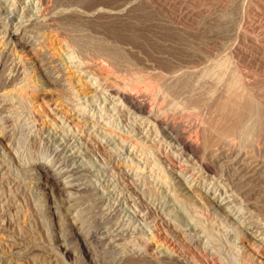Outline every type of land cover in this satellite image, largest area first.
Segmentation results:
<instances>
[{
  "label": "rangeland",
  "instance_id": "374dc122",
  "mask_svg": "<svg viewBox=\"0 0 264 264\" xmlns=\"http://www.w3.org/2000/svg\"><path fill=\"white\" fill-rule=\"evenodd\" d=\"M40 1L0 0V264H264V130L224 108L264 115V0Z\"/></svg>",
  "mask_w": 264,
  "mask_h": 264
},
{
  "label": "bare ground",
  "instance_id": "6f19581e",
  "mask_svg": "<svg viewBox=\"0 0 264 264\" xmlns=\"http://www.w3.org/2000/svg\"><path fill=\"white\" fill-rule=\"evenodd\" d=\"M42 1V2H41ZM40 2L41 3H43V4H45L46 3V0H41ZM48 2V1H47ZM48 4V3H47ZM42 5V4H41ZM49 5V4H48ZM76 5V4H75ZM48 7V6H47ZM49 8V7H48ZM52 10V9H51ZM48 11V10H47ZM50 11V10H49ZM109 15V14H108ZM130 16V15H129ZM81 17V16H80ZM98 17V16H97ZM57 20V19H56ZM137 22V21H136ZM21 23V22H20ZM164 23V22H163ZM101 24V23H100ZM133 25V24H132ZM97 26V25H96ZM69 27V26H68ZM73 27V26H72ZM112 27V26H111ZM150 27V26H149ZM102 29V28H101ZM61 30V29H60ZM109 30V29H108ZM113 29L111 28V31H112ZM120 30H122V29H120ZM170 30V29H169ZM63 31V30H62ZM65 31V30H64ZM110 31V30H109ZM110 31V32H111ZM128 31V30H127ZM110 32H108V33H110ZM114 32H117V31H114ZM126 32V31H125ZM31 34V33H30ZM119 34V33H118ZM129 34V33H128ZM119 36V35H118ZM132 36H134V38H139L140 36L138 35V34H133ZM148 36V35H147ZM34 37V36H33ZM120 37H122V36H119V38ZM145 37V36H144ZM84 38V37H83ZM133 38V39H134ZM148 38V37H147ZM186 38V37H185ZM132 39V38H131ZM80 40V39H79ZM136 41H137V39H135ZM182 40V39H181ZM87 41H89V40H87ZM139 41V40H138ZM79 42V41H78ZM80 43V42H79ZM81 43H83V42H81ZM88 43V42H87ZM76 44V43H75ZM84 44H85V42H84ZM84 44H82V45H84ZM90 45V44H89ZM95 45V44H94ZM77 46H81V45H77ZM152 46V45H151ZM172 46V45H171ZM82 47H85V45L84 46H82ZM104 48V47H103ZM156 48V47H155ZM80 49H81V47H80ZM100 49H101V47H100ZM112 49V48H111ZM101 50H103V49H101ZM106 50V47H105V49L102 51V52H104ZM107 51V50H106ZM121 52V51H120ZM154 52V51H153ZM188 52V51H187ZM116 53V52H115ZM175 54V53H174ZM115 57V56H114ZM121 58V57H120ZM220 65V64H219ZM3 66V65H2ZM166 66V65H165ZM211 67V66H210ZM173 69V68H172ZM62 71V70H61ZM101 71V70H100ZM128 71V70H127ZM177 71V70H176ZM186 71V70H185ZM211 71V70H210ZM212 72V71H211ZM210 72V73H211ZM234 72V71H233ZM174 73V72H173ZM214 73V72H213ZM21 74V73H20ZM220 74V73H219ZM235 75V74H234ZM236 75H237V73H236ZM214 76V75H213ZM181 77V76H180ZM240 77V76H239ZM159 78H161V77H159ZM216 78V77H215ZM105 79V78H104ZM95 80V79H94ZM156 80H158V79H156ZM161 80V79H160ZM187 80H189V79H187ZM52 81V80H51ZM106 81V80H105ZM196 81V80H195ZM201 81V80H200ZM226 81V80H225ZM117 82V81H116ZM157 82V81H156ZM181 82V81H180ZM232 82V81H231ZM240 82V81H239ZM112 83V82H111ZM182 83V82H181ZM227 83V82H226ZM233 83V82H232ZM118 84H119V82H118ZM206 84V83H205ZM229 84V83H228ZM228 84H226V85H228ZM230 85V84H229ZM220 87V86H219ZM236 87V86H235ZM237 87H239V86H237ZM53 88V87H52ZM168 88V87H167ZM178 88H180V87H178ZM181 89V88H180ZM183 89V88H182ZM233 89V88H232ZM234 90V92H238L239 90H236L235 91V89H233ZM227 91H230L229 89L227 90ZM248 91V90H247ZM111 92L115 95V96H117V97H119L120 99H122V100H124L129 106H131L133 109H135V110H137V111H140V112H145V110L147 109V107H148V99H149V95L147 94V93H149V92H147V93H141L139 96H134L133 94H131V93H129L128 91H123V89L122 90H120L118 87H117V85H112V88H111ZM177 92V91H176ZM181 93V92H180ZM233 93V92H232ZM228 95V94H227ZM238 95H240V94H238ZM242 95V94H241ZM251 95V94H250ZM174 96V95H173ZM172 97V96H171ZM253 97H252V95L249 97V96H247V95H245V94H243L242 95V97L241 98H239V97H237V96H233V98H232V96H231V99H230V101L229 102H227V105L225 104L224 105V108L226 109V108H228V107H230V110L228 111V112H232V116L234 115V117L236 118L235 119V121H234V123L232 122V124L231 125H233V124H239L240 126V128L241 129H243L244 130V128H242V126H243V122H244V120H246V119H250V120H252V121H254L253 122V124H250L251 126H252V128H253V130H251L250 128H248V127H246L247 128V131H253L254 133H255V131H254V128L255 129H258V130H264V115H263V113H262V111H261V108H260V105H258L259 103H257L256 101H254L253 99H252ZM229 100V99H228ZM240 100V101H239ZM221 101V100H220ZM183 102H184V100H183ZM222 105V104H221ZM164 106V105H163ZM173 108V107H172ZM199 108V107H198ZM215 108V107H214ZM175 109V108H174ZM161 110V109H160ZM176 110V109H175ZM224 111V110H223ZM169 113V112H168ZM188 113V112H187ZM202 113V112H201ZM213 113V112H212ZM223 114V113H222ZM185 115V114H184ZM188 115V114H187ZM225 115V114H224ZM160 117V116H159ZM231 117V116H230ZM226 120V119H225ZM231 120H232V118H231ZM236 122V123H235ZM159 123H163L162 121H160L159 120ZM230 123V122H229ZM228 123V124H229ZM251 123V122H250ZM166 124V126L167 127H169L171 130H173V131H175V133H176V138L180 141L179 143H181L183 146H184V148H185V150H188V151H192L191 153H194L195 151H196V149H197V145L193 142V141H191V140H189V138L187 139L186 138V134L182 131V130H180V128L179 127H177V125L176 126H174V125H172V124H170V123H165ZM174 124V123H173ZM229 127V126H228ZM231 127V126H230ZM236 127H238L237 125H236ZM235 126H234V128H236ZM239 127L237 128V129H239ZM182 128V127H181ZM220 128V127H219ZM226 128V127H225ZM232 128V127H231ZM228 130V129H227ZM235 130V129H234ZM233 130V131H234ZM240 130V129H239ZM232 131V130H231ZM236 131V130H235ZM234 131V132H235ZM242 131V130H241ZM241 131H239V132H241ZM219 132V131H218ZM245 133H244V135H242V134H240L241 135V137L243 136V138H241V139H244V136H247V133H246V131H244ZM253 132H251V133H253ZM233 133V132H232ZM225 134H228V133H225ZM175 135V134H174ZM217 135V134H216ZM232 135V134H231ZM234 135V134H233ZM239 135V134H238ZM218 136V135H217ZM219 136L221 137V134H219ZM228 136V135H227ZM230 136H228V138H229ZM236 137V136H235ZM240 137V136H239ZM249 137H250V135H249ZM245 138H247V137H245ZM177 140V141H178ZM217 142V141H216ZM248 143H249V141H247ZM227 143V142H226ZM221 144V143H220ZM226 146V145H225ZM218 150V149H217ZM226 150V149H225ZM194 151V152H193ZM241 152V151H240ZM199 154V153H198ZM236 172V171H235ZM250 234V233H249ZM131 260V259H130ZM139 262V261H138ZM137 262V263H138ZM149 262V261H148Z\"/></svg>",
  "mask_w": 264,
  "mask_h": 264
}]
</instances>
